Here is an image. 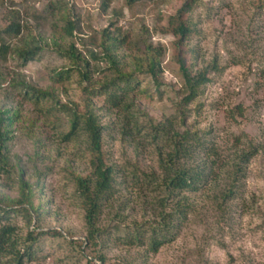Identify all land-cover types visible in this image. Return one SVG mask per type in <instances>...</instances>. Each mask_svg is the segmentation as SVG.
Listing matches in <instances>:
<instances>
[{
  "label": "rangeland",
  "instance_id": "obj_1",
  "mask_svg": "<svg viewBox=\"0 0 264 264\" xmlns=\"http://www.w3.org/2000/svg\"><path fill=\"white\" fill-rule=\"evenodd\" d=\"M12 21L19 37L0 60L8 139L0 194L14 199L18 180L28 183L36 219L26 226L16 215L9 224L22 247L29 245L27 231L46 233L22 264H101L97 257L102 264H264V0H0V31ZM67 21L76 26L71 36ZM180 24L189 29L183 37L174 32ZM114 29L120 40L107 52L131 78L130 89L101 55L102 31ZM23 43L38 48L25 65L12 54ZM151 54L158 63L153 75ZM180 64L191 75L207 70L208 82L185 106ZM59 70L68 74L62 83L52 77ZM26 87L47 96L27 100ZM85 104L101 125V159L112 174L89 241L74 181L90 173L87 138L68 134L71 115ZM185 131L197 140L188 141L178 163L192 168L210 151L213 174L185 193L184 216L162 226L166 241L150 252L152 228L178 199L160 186V161L170 139ZM241 153L247 162H239Z\"/></svg>",
  "mask_w": 264,
  "mask_h": 264
},
{
  "label": "trees",
  "instance_id": "obj_2",
  "mask_svg": "<svg viewBox=\"0 0 264 264\" xmlns=\"http://www.w3.org/2000/svg\"><path fill=\"white\" fill-rule=\"evenodd\" d=\"M126 5H130L139 0H124ZM105 4L102 3V10L105 9ZM187 4L182 8L181 11L186 10ZM181 11H179L181 13ZM179 13V14H180ZM76 26L73 21H67L66 27L64 29L65 35L71 36L72 32L75 30ZM20 26L15 22H10L5 28L0 31V60L4 61L9 52L10 41L19 37ZM175 33H178L181 37L185 36L189 29L181 24L177 26ZM101 36L103 41L106 42L105 49L103 48V53L101 54L103 60H106L108 64V69H112L116 73V79H124L127 82L126 89H130L131 81L128 75L123 73L122 70H118L119 61L114 60L107 52L110 46H115L119 42L120 29H114L112 33L102 31ZM18 49H13V56L20 62V64L25 65L27 62L32 61L38 54L37 47H31L27 43H23ZM92 59L96 58L94 51L90 52ZM70 59L76 62L77 68L81 71L83 68L80 64L81 59L77 57L74 52H70ZM155 56L151 54L149 63H147L148 71L154 74L153 71L157 68L158 63L155 60ZM183 83L180 87L181 92V102L180 106H185L194 100L200 87L208 82L206 69L191 73L180 64ZM55 82L62 83L68 74L64 70H59L54 72L52 75ZM82 80H86V76H82ZM121 90V89H118ZM102 91H99L101 93ZM26 93L27 100L33 102H41L47 96L45 92L41 90H36L34 88L26 87L24 90ZM92 94L93 92L90 91ZM97 94V92H96ZM105 94V91H103ZM94 95V94H92ZM109 96V95H108ZM107 96V97H108ZM111 97V98H110ZM110 101L116 102L118 98L116 93H110ZM4 115L0 112V172L5 166L6 153V142L7 135L2 124L4 122ZM8 118H6L7 120ZM101 125L97 120V115L88 107V104L83 106L81 112H74L70 117V130L68 134L72 135L75 131H80L86 135L87 138V151H88V169L90 173L84 176H76L75 178V193L77 195L78 206L83 212L84 228L86 231L85 240L89 241L96 238L97 235V220L100 214V209L104 200L109 196L112 184V174L110 167L103 165L102 163V153L100 152V136H101ZM194 134H190L187 131L174 135V139L171 142V150L165 153L163 160L160 161V168L162 169V177L160 186L163 187L167 196H172L173 198H178L175 202V206L171 209L169 213L162 216L161 223L159 227L152 228L151 234L148 238V250L150 252H155L156 249L165 243V234L162 232V226H169L172 222L180 219L184 216L183 203L186 202L185 193H194L199 190L205 181L213 174V166L216 160L213 158L214 153L207 151L205 155L206 159L200 162V165L193 166L192 168H185L178 161L186 157L189 153L188 141L194 138ZM67 138V135L64 136ZM197 140L196 138H194ZM247 154L241 153L240 163L247 162ZM210 159V160H209ZM209 162L207 163V161ZM239 164V163H238ZM234 175H237L239 167H234ZM233 180L230 183L229 192L231 193ZM18 196L14 199H6L4 195L0 194V264H22V262L31 260V255H33L34 248L33 245L37 244L39 239L44 236L45 232L31 233L26 232L23 242H29V245L22 247L20 240L22 238L14 231V227L9 224V220L12 216L20 215L26 226H29L32 217L36 219V210L32 206L33 195L31 194V186L20 179ZM157 232L158 234H156ZM134 238H137V236ZM84 241L80 242L81 244ZM99 262L102 264V257H97Z\"/></svg>",
  "mask_w": 264,
  "mask_h": 264
}]
</instances>
